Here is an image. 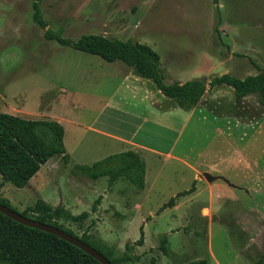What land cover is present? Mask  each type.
<instances>
[{"label":"rangeland","instance_id":"rangeland-1","mask_svg":"<svg viewBox=\"0 0 264 264\" xmlns=\"http://www.w3.org/2000/svg\"><path fill=\"white\" fill-rule=\"evenodd\" d=\"M31 4L0 0V113L12 101L32 116L25 119L44 120L47 113L60 119L70 161L51 158L24 188L3 185L0 177L10 208L21 214L41 199L79 215L102 196L86 220L57 224L78 238L89 228V240L110 258L134 245L142 227L134 264H264L258 97L237 98L229 87L207 85L198 105L183 112L123 63L45 41ZM39 8L46 28L62 38L98 35L149 46L159 55L165 84H208L224 74L243 79L257 74L253 64L264 69V0H42ZM106 104L111 108L100 117ZM98 117L104 131L126 138L118 143L88 132ZM128 150L146 164L141 192L124 179L109 191L106 177L93 182L70 173ZM191 187L173 208L161 210Z\"/></svg>","mask_w":264,"mask_h":264},{"label":"trees","instance_id":"trees-1","mask_svg":"<svg viewBox=\"0 0 264 264\" xmlns=\"http://www.w3.org/2000/svg\"><path fill=\"white\" fill-rule=\"evenodd\" d=\"M32 21L44 30L45 41H55L62 47H68L82 53L98 56L102 60L113 63L121 62L135 73L150 80L160 94L174 101L177 108L188 112L195 108L208 90L225 86L232 89L237 98L251 95L258 97L260 106L264 107V69L253 64L257 70L254 76L243 79L224 74L212 78L208 84L203 80H191L184 83L165 84L160 68L159 55L145 44L133 43L130 40L121 41L108 39L98 35H82L76 41L62 38L51 29L41 16L39 3L42 0H31ZM64 128L54 120H29L6 113H0V177L2 184L9 183L16 188H24L40 170L41 166L53 157H59L64 165L70 161V156L64 146ZM72 176H82L90 181L107 178L108 190L118 179H124L137 192L145 189V161L139 152L128 150L110 155L91 165H76L70 170ZM194 187L180 192L163 205L161 210L173 208L180 197L192 193ZM103 197L98 196L92 203L89 212L73 215L63 207H52L38 199L33 208L24 210L21 215L32 220L51 225L68 235L76 237L70 230L57 224L63 219L74 223L86 220L94 214ZM0 204L10 208L9 202L2 198L0 188ZM11 209V208H10ZM12 210V209H11ZM94 225V222H91ZM78 238L85 245L95 246L88 237V231ZM144 241L143 228L140 227V238L134 245H125V251L119 258H110L98 246L93 248L105 257L110 264H134L138 257L133 255V246H142ZM166 238L160 243L163 255H168ZM155 260L151 259V264ZM260 259L256 264H262ZM0 264H99L90 256L67 242L18 224L0 213ZM195 264H208L206 260Z\"/></svg>","mask_w":264,"mask_h":264},{"label":"water","instance_id":"water-1","mask_svg":"<svg viewBox=\"0 0 264 264\" xmlns=\"http://www.w3.org/2000/svg\"><path fill=\"white\" fill-rule=\"evenodd\" d=\"M204 177L207 181H212L213 179L208 174H205ZM0 213L18 224H21L31 229H37L44 233H48L50 235H53L67 242L68 244L81 250L87 256H90L92 259L97 261L99 264H110V262L105 257H103L99 252H97L95 249L91 248L88 245H85L78 238L72 237L68 235L67 233H65L64 231H61L51 225H47V224L32 220L30 218H26L22 216L21 214L1 204H0Z\"/></svg>","mask_w":264,"mask_h":264},{"label":"crops","instance_id":"crops-1","mask_svg":"<svg viewBox=\"0 0 264 264\" xmlns=\"http://www.w3.org/2000/svg\"><path fill=\"white\" fill-rule=\"evenodd\" d=\"M126 66V65H125ZM127 67V66H126ZM129 68V67H128ZM135 93H133L132 96H134ZM134 99V98H133ZM111 103V102H110ZM112 104V103H111ZM23 105L25 106L26 105V102L23 103ZM21 109H18L15 107V105H13L12 101L10 102H7L6 105H5V113L6 114H10V115H13V116H17V117H20V118H28V117H32L30 115V113L22 106L20 107ZM110 107H108V105L106 104L104 107H103V110L101 112V115L100 117L105 113L106 110H108ZM179 109V108H178ZM181 110V109H179ZM185 112V111H183ZM48 115L46 116L47 118L45 119H49V120H54L57 122H61L62 121L59 119H55L54 117H51L49 116V113H47ZM39 116H41V114H39ZM60 123V124H61ZM88 132H91L93 134H97V135H100V136H103V137H106L114 142H118L120 143L121 142V139L123 140L125 136H120L117 132V131H104V129L102 128V125H101V122L99 121V117L97 118V121L94 122L93 126L89 127V131ZM126 138V137H125ZM63 142H64V146H66V141H65V131H64V139H63ZM66 149V148H65ZM67 151V150H66ZM146 165V164H145ZM42 167V166H41ZM39 174V171L36 173V175L29 181V184L30 182H32L33 180H35L36 176ZM27 185V186H30V185Z\"/></svg>","mask_w":264,"mask_h":264}]
</instances>
